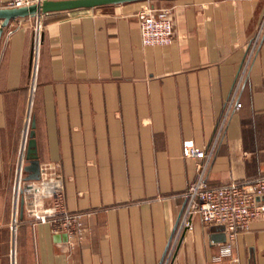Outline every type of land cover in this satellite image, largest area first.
Listing matches in <instances>:
<instances>
[{"label":"crops","instance_id":"1","mask_svg":"<svg viewBox=\"0 0 264 264\" xmlns=\"http://www.w3.org/2000/svg\"><path fill=\"white\" fill-rule=\"evenodd\" d=\"M145 1L42 13L36 59L35 15L3 27L0 264H11L12 247L15 264H159L164 256L193 175L181 143L209 144L264 0H152L170 9L173 29L169 44L155 45L140 39ZM239 100L216 141L209 182L264 172V26ZM32 117L39 165H57L65 207L83 213L79 244L31 218L22 194L11 228V175ZM191 220L168 264H264V219L237 232L220 260L212 257L221 226Z\"/></svg>","mask_w":264,"mask_h":264},{"label":"built area","instance_id":"2","mask_svg":"<svg viewBox=\"0 0 264 264\" xmlns=\"http://www.w3.org/2000/svg\"><path fill=\"white\" fill-rule=\"evenodd\" d=\"M38 1L40 0H9L7 6L28 5ZM41 15L42 13L35 14L34 59H36L41 32ZM137 18L142 44L155 45L171 42L173 29L168 7L155 6L146 0L137 10ZM263 26L264 14L255 32L243 44L237 71L215 123L209 144L201 147L194 144L191 138H185L181 143L183 163L193 167V175L182 192L183 203L160 264H168L181 234L191 230L193 214L198 216L201 227L219 225L222 228L224 240L212 257L213 260L231 256L235 234L246 230L250 221L264 219V172L215 183L207 179L216 141L222 134L228 115L241 105L239 92L247 79ZM24 135L26 136V133ZM24 148L23 142L13 184L11 217L13 232L17 222L19 196L22 194L26 201L27 213L31 218L50 222L55 232L66 234L65 241L68 245L79 244L85 235L83 213L69 211L65 207L60 170L55 163L46 162L39 166L40 173L37 179L24 180L22 168L25 162ZM10 260L11 264H15L14 247L10 252Z\"/></svg>","mask_w":264,"mask_h":264},{"label":"water","instance_id":"3","mask_svg":"<svg viewBox=\"0 0 264 264\" xmlns=\"http://www.w3.org/2000/svg\"><path fill=\"white\" fill-rule=\"evenodd\" d=\"M141 1V0H40L38 2H32L28 5L21 6H0V36L3 27L12 18L18 16L35 15L39 13H46L50 11L66 10L81 7H93L113 3ZM24 180L37 179L39 177L40 168L39 160L35 148L34 138V118L32 117L29 123V129L27 131V138L24 148ZM59 237L66 239L65 233H59ZM164 255V253H163ZM163 256L159 260V264L162 261Z\"/></svg>","mask_w":264,"mask_h":264},{"label":"rangeland","instance_id":"4","mask_svg":"<svg viewBox=\"0 0 264 264\" xmlns=\"http://www.w3.org/2000/svg\"><path fill=\"white\" fill-rule=\"evenodd\" d=\"M148 1L151 2L152 0H148ZM27 124H28V126H27ZM27 124H26V129L28 130L29 129V121L27 122ZM18 161H19V154H18ZM15 174H16V166L12 170V175H11L12 176V184H14Z\"/></svg>","mask_w":264,"mask_h":264}]
</instances>
